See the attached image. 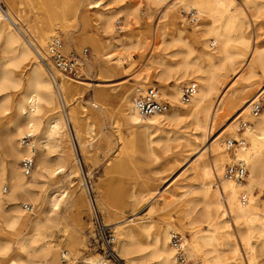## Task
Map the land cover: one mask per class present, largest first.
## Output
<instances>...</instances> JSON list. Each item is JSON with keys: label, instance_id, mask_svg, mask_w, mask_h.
<instances>
[{"label": "bare ground", "instance_id": "1", "mask_svg": "<svg viewBox=\"0 0 264 264\" xmlns=\"http://www.w3.org/2000/svg\"><path fill=\"white\" fill-rule=\"evenodd\" d=\"M6 1L10 6L11 4L15 6V11L9 7L7 10L0 7V117L11 115L10 125L7 128L12 125L13 131H10V127L7 137L9 169L6 171L5 161L0 163V219L4 220L7 228L10 229L24 228L27 223L32 228L31 232L18 242V254L11 264H52L60 260V256L48 243L45 234L39 233V229L50 222L49 214L58 210L60 201L66 198L68 193L65 190L58 195L52 192L48 197L49 209L41 218L30 219L25 216L23 207L27 204L20 208L18 203L20 200H29L32 204L34 200L29 198L33 195V189L37 185H44L49 176L70 177L73 174L72 167L67 165L64 153L58 154L53 162L51 161L50 149L54 146H50V142L56 143V137H62L59 96L63 100L62 106L65 107L68 101L74 100L76 113L80 115L76 117V120L81 121L84 118V112L79 96L90 83L68 78H66L68 81L62 80L60 84L53 83L47 72L45 73L44 50L48 40L57 35V29L67 28L75 21L74 15L66 19L67 13L69 16L72 14V8L69 7L67 0H24L30 10L25 9L22 0ZM106 1L92 0L88 6L90 9H98L102 5L106 6ZM113 1L111 0V4ZM145 2L149 7L163 6L166 9L160 17L162 27L154 24L152 29H149L152 44L138 39V35H126L120 39L118 46H121L123 50H140V60L146 62L148 66L150 64L158 66L153 75H148L147 72L139 78L145 83L151 78L159 82L161 97L168 100L170 111L141 118L132 100L127 96L124 100L127 125L129 129L144 135L151 136L162 131L167 135L163 141L168 142L171 141V137L168 136L170 133L168 127L190 119V124L185 128H189L188 134L192 137V141L186 140L187 147H191L193 153H196L201 146L204 150L192 167L195 184L188 193L197 196L194 207H201L196 218L211 220L215 217L218 219L216 224L220 230L218 233L220 238L212 234L210 237H201L202 242L205 245L229 247L231 253L239 255L236 259L239 261L238 264H250L248 241L255 232L259 231L256 222L259 221L264 225V114L256 118L250 117V102L264 93V85H261L264 78V22L259 25L260 33H257L254 25L256 18L264 14L263 0H209V12L202 11V7H206L202 0L189 1L190 4H187L189 10H195V14L200 17L209 18V20L205 19V27L206 34L211 37V40H208L202 38L204 34L194 35V39L202 48L194 61L189 60V56L196 51L191 43V41L194 42L193 38L187 36L182 27H178L177 32L175 23L172 26L163 24L176 5L183 0H145ZM250 11L253 12L250 13ZM125 12L127 17L132 16L136 8L127 9ZM114 14V12L97 13L96 20L100 22L104 32H109L113 23H119L117 20L114 21ZM91 21L95 20L91 19ZM248 26L252 27V34L247 32ZM156 38L160 39V45L154 42ZM180 44L187 48L186 52L171 50ZM96 47L98 50L103 49L99 42ZM169 58H173L170 65H168ZM198 59L204 60L206 66L202 67ZM117 61H121L120 56ZM132 64L133 62L129 67ZM225 66L231 68L235 80L231 90L220 92L217 85V71L223 70ZM124 70L128 71V68ZM173 73H177L178 76L174 78L173 84L169 85L168 81L173 77ZM189 76L192 78L188 84H194L197 89L191 99L185 103L181 99L178 84L182 78ZM60 77L58 76V80ZM101 83L103 81L98 78L97 85L102 86ZM55 89L59 91V94ZM17 91L18 94H14ZM96 98L103 103L108 101L104 91H100ZM95 104L93 107H97ZM248 117L250 125L241 132L244 144L235 148L233 156L235 162L231 163L226 141L237 139L238 122ZM226 119L232 120L226 132L207 144L209 136ZM70 121L71 118L69 119L64 112V124L66 126L68 124L67 131L69 133L70 130L73 135ZM64 130L66 131L65 127ZM27 134L32 136V142L30 146H23L21 139ZM16 136H21L17 142L12 139ZM149 142L153 143L154 139H150ZM37 145L40 152L35 157ZM31 146H33L32 149ZM56 146H58L57 143ZM30 154L34 157V169L31 175L26 177L20 166L18 167V161ZM51 163L54 165L53 168ZM228 163L239 164L245 168L244 181L237 182L224 177L225 164ZM37 177H41V181H38ZM79 183L86 197V203L89 205L82 176ZM4 186L9 189V194L6 196H4L6 193H4ZM144 197L145 195L140 194L138 199L134 198L133 205L142 201ZM71 205L78 213L82 202L79 198L73 197ZM87 209L89 212V206ZM108 214L115 215L118 212L108 211ZM182 221L179 222L182 223ZM196 223L197 219H193L189 226L193 228ZM122 224L123 220L115 223L109 220L106 225L117 232L120 229L118 227L122 228ZM165 225L162 243L158 244L155 240L152 251L146 256L143 255L151 260L158 259V264H177L174 250L169 243V230L173 227L168 222ZM222 229L226 230L225 236L222 235ZM124 234L128 239H132L130 231ZM217 239L221 241V244ZM131 247L132 241L127 244L123 240L119 254L116 252V245L114 247L117 260L104 262L99 255L101 257L99 260L95 256L88 260V264H137L138 261L128 257ZM67 253L70 257L74 255L71 254L70 249ZM186 255L195 263L200 261L203 264H210L196 245L188 247ZM122 260L125 262L122 263Z\"/></svg>", "mask_w": 264, "mask_h": 264}, {"label": "rangeland", "instance_id": "2", "mask_svg": "<svg viewBox=\"0 0 264 264\" xmlns=\"http://www.w3.org/2000/svg\"><path fill=\"white\" fill-rule=\"evenodd\" d=\"M67 1L69 7L72 8V14L69 16L67 13L66 19L74 15L75 21L67 28L57 29L56 36L62 40L66 53H81L87 49L86 60L78 80L90 83V85L84 88L79 96L84 112V118L81 121L76 120V117L78 118L80 115L76 113L77 108L74 106V100L69 98L70 101L65 107L62 106L63 100L59 96L62 137H56L58 145L56 147V143L49 142L50 146H54L50 149L51 161L53 162L58 154L64 153L67 165L72 167L73 174L70 177L49 176L44 185H37L33 189V195L29 198L34 200L32 204L29 200H20L18 203L20 208L24 204L34 207L35 211L31 215H27L28 213L23 211L25 216L30 219L41 218L49 209L48 197L52 192L55 195L63 190L68 193L67 197L60 201L58 210L49 214L50 222L39 229V233L45 234L48 243L60 256V260L52 264H88V260L95 256L98 260L101 258L99 252L91 245L93 228L87 209L89 205L86 203V197H84L79 183L81 176H85L86 180L90 182L94 199L99 205L98 208L100 207L99 210L105 223L107 224L109 220L113 223L123 220L122 228L120 226L117 232L113 231L116 237L117 254L120 253L123 240L127 244L132 241V250L128 257L138 261L137 264H158V259L151 260L145 256L152 251V244L155 240L158 244L162 243L165 224L168 222L173 227L169 230V235L171 232H177L185 237L186 252L188 247L196 245L210 264H238L239 261L236 259L239 255L231 253L229 247L205 245L201 239V237H210L212 234L220 238L218 235L220 230L216 224L217 218L214 217L211 220L196 218L201 207H194L197 196L188 193V190H192V186L195 184L192 167L204 150L201 146L196 153H193L192 148L187 147L186 140L192 141V137L188 134L189 128H185L190 124V119H185L176 126L168 127L170 129L168 136L171 137V141L168 142L163 141L167 135L162 131L151 136L144 135L139 131L129 129L127 125L125 98L128 96L133 102L135 89H144L147 86H156L159 89L160 84L152 78L146 83L139 78L147 72L148 75H153L158 66L155 64L148 66L146 62L140 60V50H123L121 46H118L119 41L126 35H138V39L149 41L152 44L149 29H152L154 24L162 27V18L160 17L166 9L163 6L149 7L145 0H114L112 4L111 0H107L108 5H102L98 9L89 8L88 5L92 0ZM189 1L191 0H183L180 3L182 6L177 4L163 24L172 26L175 23L177 32L178 27H182L185 34L193 38L194 42L191 41V43L197 52L194 51L189 56V60L194 61L202 50L200 44L194 39V35L196 33L204 34L202 38L208 40H211V37L206 34L205 27V19L209 20V18L200 17L195 14V10H189ZM208 1L202 0L206 6L202 7L204 12L210 11V2ZM22 2L25 4V9L30 10L26 2L24 0ZM0 7L3 10H7L9 7L15 11V6L12 4L10 6L6 0H0ZM135 8L134 15L127 17L125 10ZM202 8L200 7V9ZM99 12H114V21L117 20L119 23H113L110 31L104 32L100 27V22L96 20ZM252 12L250 11V13ZM91 19L95 21L92 22ZM263 22L264 14H261L254 23L257 33L261 32L259 25ZM2 23L6 24L4 21ZM247 32L252 34V27L248 26ZM156 39L154 42L160 45V39ZM98 42L103 49H97ZM171 50L186 52L187 48L180 44ZM107 56L110 57L106 58ZM119 56L121 61H117ZM171 59L173 58L168 59V65L171 64ZM132 62V66L129 67ZM198 62L202 67L206 66L204 60L198 59ZM125 68H128V71H125ZM217 75L220 92L231 90L235 80L231 68L225 66L223 70L217 71ZM177 76V73H173V77L168 81L169 85L173 84V80ZM98 78L103 81L102 86L97 85ZM191 78L192 76L182 78L178 84L179 89L181 90L183 85L188 84ZM62 80L67 79L61 76L57 82L60 84ZM261 85H264V78ZM100 91H104L108 96L107 102L103 103L102 100L96 98ZM56 92L59 94V91L56 90ZM14 94L17 95L18 91ZM163 99L165 98L163 97ZM93 104L97 107H93ZM64 112L69 119L71 118L73 135L70 130L69 133L67 131L68 124L67 126L64 124ZM10 116L0 117V163L5 161L6 171L9 169L8 162L10 161L7 158L9 128L11 127L10 131H13L12 125L7 128L10 125ZM246 120L249 121V117ZM231 122V119H226L221 123L218 129L209 136L207 144L221 133H225ZM20 137L16 136L12 139L17 142ZM240 138L244 141L242 133L238 134L237 132L235 140H241ZM150 139H154L151 144ZM234 150H227L232 160L231 163L235 162ZM39 152L37 145L35 157ZM19 161L18 167L20 166ZM228 164H225V167ZM52 166H54L53 163H51V168H53ZM36 179L41 181V177ZM4 187V193L6 192L4 196H6L9 194V189L7 186ZM140 194L145 197L133 205V199H138ZM73 197L79 198L82 202L78 213L73 210L71 205ZM108 211H117L118 214L110 215ZM193 219H197V223L191 228L189 223ZM180 220H183L182 223L179 222ZM3 222L4 220L0 219L2 233H0V264H11L18 254V242L29 234L32 228L27 223L24 228L10 229ZM256 227L259 231L255 232L248 241L250 264H264V225L258 221ZM127 231L131 232L132 239L125 237L124 233ZM221 232L223 236L226 235L225 229H222ZM233 241L236 240L233 239ZM219 243L221 244V241ZM5 249H7V254L3 255ZM68 249L75 256L70 257L67 253ZM124 262L125 260H122V263ZM197 263L203 264L200 261Z\"/></svg>", "mask_w": 264, "mask_h": 264}, {"label": "built area", "instance_id": "3", "mask_svg": "<svg viewBox=\"0 0 264 264\" xmlns=\"http://www.w3.org/2000/svg\"><path fill=\"white\" fill-rule=\"evenodd\" d=\"M44 61L46 63V72L53 83L58 81V75L68 79H79L81 77V69L84 65L87 56V49L81 53L70 52L66 53L63 49L62 40L53 36L48 40L45 50ZM196 91L194 84H185L181 87V99L183 102H188ZM133 105L138 115L141 118H148L154 115L163 114L169 110L170 104L167 100L161 97L160 91L156 86H147L146 88H137L133 97ZM264 114V93L260 97L254 98L250 102V117L256 118ZM250 123L240 119L238 122L237 132L240 134ZM241 139V138H240ZM23 146H30L32 136L24 135L21 139ZM244 141L227 140L226 149L231 151L236 147H241ZM33 146H31V149ZM20 168L24 176L29 177L34 169V157L32 154L25 156L20 161ZM224 177L233 181H244L246 170L239 164L226 165ZM86 194L89 199V216L93 228L92 248L99 252L104 260H117V255L114 250L116 237L110 226H107L103 220L102 214L96 205L93 189L85 176L82 177ZM23 210L27 213L33 212L31 205H24ZM185 237L177 232L170 233L169 243L174 250V256L177 264H199L191 261L186 255Z\"/></svg>", "mask_w": 264, "mask_h": 264}, {"label": "clouds", "instance_id": "4", "mask_svg": "<svg viewBox=\"0 0 264 264\" xmlns=\"http://www.w3.org/2000/svg\"><path fill=\"white\" fill-rule=\"evenodd\" d=\"M3 255H6L7 254V249H5L4 253H2Z\"/></svg>", "mask_w": 264, "mask_h": 264}]
</instances>
